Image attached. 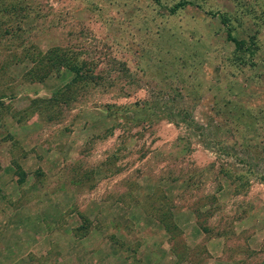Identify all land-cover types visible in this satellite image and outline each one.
Here are the masks:
<instances>
[{
  "label": "rangeland",
  "instance_id": "374dc122",
  "mask_svg": "<svg viewBox=\"0 0 264 264\" xmlns=\"http://www.w3.org/2000/svg\"><path fill=\"white\" fill-rule=\"evenodd\" d=\"M3 1L0 264H264V0Z\"/></svg>",
  "mask_w": 264,
  "mask_h": 264
},
{
  "label": "trees",
  "instance_id": "16d2710c",
  "mask_svg": "<svg viewBox=\"0 0 264 264\" xmlns=\"http://www.w3.org/2000/svg\"><path fill=\"white\" fill-rule=\"evenodd\" d=\"M0 4L3 5L5 4V1L0 0ZM189 3L186 2H181L176 4L175 6L170 9L171 14H175L178 10L183 9L186 7ZM8 9H12L15 14H23L25 11V7L22 4V1H17L15 3H12ZM7 11L6 9H2L0 6V27H2V24L5 23L4 15ZM2 16V17H1ZM25 16V14L21 15ZM22 18V17H20ZM221 22L227 26L230 23V18L227 13L221 15ZM21 27H19L20 29ZM0 30H2L0 28ZM4 34H9L8 30L3 31ZM2 33V31H0ZM227 38L234 47L239 50L242 49V47H245L247 44V41L238 39L237 37H234L230 30L227 29ZM254 37H250L251 39V45L253 46ZM36 51L35 53H32V55L26 54V59L31 62V67L30 69L24 74L25 76L28 77L30 81H35V82H43V80L47 79L48 77L54 75V74H62V72L66 71L69 72L72 75V78L68 84L63 88V90L58 91L57 94L53 95L52 98L48 101H53L55 103H63V104H68L69 98L75 94V89L78 86H88L89 84H96L93 82V76L92 74V69L87 67L86 62H78L73 58L72 55H69L67 52L62 51L58 47H53L48 49L47 51L43 52L39 49L34 50ZM248 52L250 51L247 50ZM100 78V77H99ZM65 97L67 99H65ZM109 107V105H108ZM226 177H229L227 173H225ZM171 225V221L169 222ZM166 226V225H165ZM166 230L169 231L168 227H166Z\"/></svg>",
  "mask_w": 264,
  "mask_h": 264
}]
</instances>
